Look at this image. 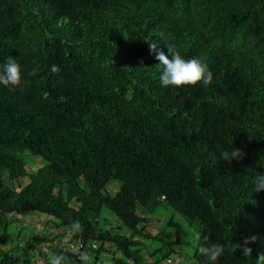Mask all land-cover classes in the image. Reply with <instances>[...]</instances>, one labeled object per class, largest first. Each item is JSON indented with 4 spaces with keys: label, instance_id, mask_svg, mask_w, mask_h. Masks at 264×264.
I'll return each mask as SVG.
<instances>
[{
    "label": "trees",
    "instance_id": "16d2710c",
    "mask_svg": "<svg viewBox=\"0 0 264 264\" xmlns=\"http://www.w3.org/2000/svg\"><path fill=\"white\" fill-rule=\"evenodd\" d=\"M151 43L202 57L212 83L161 86ZM10 56L23 81L0 84V264L167 262L185 228L152 225L160 207L201 233L194 264H208L203 236L226 246L217 264H256L264 0H0V65ZM233 147L243 157L224 160ZM27 154L43 165L30 171ZM34 220L37 232L9 230ZM253 235L246 257L237 244Z\"/></svg>",
    "mask_w": 264,
    "mask_h": 264
},
{
    "label": "clouds",
    "instance_id": "9594fccd",
    "mask_svg": "<svg viewBox=\"0 0 264 264\" xmlns=\"http://www.w3.org/2000/svg\"><path fill=\"white\" fill-rule=\"evenodd\" d=\"M151 51L155 54V59L159 61L156 66L160 69L159 83L161 86L167 88L183 87V86H196L203 83L204 87H207L212 83L213 73L209 68L208 63L202 57H194L185 59L181 53L176 50L173 45H167V54L158 48V44H150ZM171 57V58H170ZM39 68L38 66L33 68L28 75L36 76ZM53 73L61 71L58 65L53 64L51 66ZM23 76L21 65L13 57L8 59L0 65V84L4 86L20 87L22 85ZM221 157L224 160L231 162L232 160H239L243 157V153L238 148H232L231 151L225 150L221 153ZM255 192L264 191V173H259L255 176ZM262 193V192H261ZM73 229H79V221H73ZM189 236L199 242L202 239L201 233L198 231L190 232ZM257 236L245 238L243 245L237 244V248H240L243 255L249 257L252 255V248L249 244L256 242ZM209 237L203 236V242L199 244L198 252L201 256L206 257L208 264H217L219 258L223 256L226 246L219 242L208 243ZM96 246V245H94ZM97 247V246H96ZM264 249V248H263ZM81 258L85 261H89L87 254L82 253ZM175 259L169 258L167 263L172 264ZM49 264H68V259L65 255H52L49 257ZM256 264H264V253H259L256 259Z\"/></svg>",
    "mask_w": 264,
    "mask_h": 264
},
{
    "label": "rangeland",
    "instance_id": "374dc122",
    "mask_svg": "<svg viewBox=\"0 0 264 264\" xmlns=\"http://www.w3.org/2000/svg\"><path fill=\"white\" fill-rule=\"evenodd\" d=\"M25 160L27 162V166L30 171H34L39 166L43 165L42 160L37 158L35 155L27 154L25 156ZM103 218H108L110 220H113V217L110 214L109 210H106V209L103 212ZM151 218H152V223H153L152 225L158 226L159 229L168 225L167 224L168 220L171 218H173L174 220L184 225L185 229H184L183 238L185 239V243L184 245H182V247L179 248L180 252L172 255V259H175V261H178V262H173L172 264H194V261L191 259V256L194 253V249L197 244V241H195L194 238H191L189 236V233L197 231V229L194 226H191L189 224L187 225L185 219L179 213H176L172 208L166 209L164 207H160L157 211H155L154 214H152ZM34 221H28L31 224L20 223V222L14 225L12 224L11 226H9V230L10 231L18 230L20 226H24L23 231L25 234L28 231H32V230L33 231L36 230L35 232H37V229H39V227L36 225L37 220H34ZM114 221L115 220H113V222ZM39 224L42 225L43 223L39 222ZM169 225L170 226L168 228H170L173 231L175 226L171 224ZM125 231L126 229H124V232ZM109 264H111L110 260H109ZM156 264H169V263H167L165 260H161L159 263H156Z\"/></svg>",
    "mask_w": 264,
    "mask_h": 264
}]
</instances>
